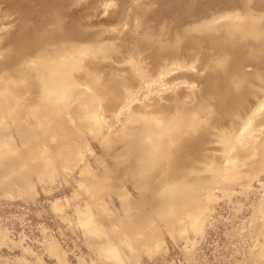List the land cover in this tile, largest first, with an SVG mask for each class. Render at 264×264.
<instances>
[{
	"label": "rangeland",
	"instance_id": "rangeland-1",
	"mask_svg": "<svg viewBox=\"0 0 264 264\" xmlns=\"http://www.w3.org/2000/svg\"><path fill=\"white\" fill-rule=\"evenodd\" d=\"M24 1L28 8L0 0V70L18 61L29 69L0 80V264H264V108L223 115L206 99L211 106L189 116L191 125L181 120L200 95L197 78L216 84L235 48L264 42V0ZM24 33L34 41L21 43ZM205 34L215 39L207 47L195 39ZM188 36L196 46L181 50ZM98 67L117 79L95 100L109 74ZM244 69L252 77L236 81L264 96V69ZM85 73L96 75L91 85ZM46 87L52 96L39 102L35 92ZM77 93L91 103L78 98L80 107ZM207 131L213 142L199 176L188 174L201 183L171 187L155 176L160 142L173 152L176 140Z\"/></svg>",
	"mask_w": 264,
	"mask_h": 264
},
{
	"label": "bare ground",
	"instance_id": "bare-ground-1",
	"mask_svg": "<svg viewBox=\"0 0 264 264\" xmlns=\"http://www.w3.org/2000/svg\"><path fill=\"white\" fill-rule=\"evenodd\" d=\"M13 2H15L16 4H18L19 6H21L22 8H28L29 6H30V4H28V3H26L24 0H12ZM47 1V0H46ZM39 2H42V0H40ZM205 7H207V6H202L201 7V9H200V12L201 11H203L204 12V14L205 15H207V10H206V8ZM216 7H218V5H215V8ZM221 8H218V9H215V10H217V11H219ZM242 10H243V8H241ZM173 11H171L170 13H172ZM199 11H196L195 13H198ZM242 12V11H241ZM169 13V17H170V15H172V14H170ZM60 15H63V13H61ZM74 14L72 13V14H70L69 16H73ZM173 16V15H172ZM215 19V18H214ZM213 19V20H214ZM26 19L23 17L22 18V21H25ZM27 21V20H26ZM26 21L23 23V24H26ZM196 21H198V20H196ZM196 21H194V22H196ZM220 26H221V24H219ZM216 26H217V24H216ZM219 26V27H220ZM218 27V28H219ZM242 27V26H241ZM63 28H64V33L66 34V35H68L69 33H70V31H68L67 30V28H66V26L64 25L63 26ZM217 28V27H216ZM177 30V29H176ZM175 31V30H174ZM71 34H73V33H71ZM70 34V35H71ZM177 36H179V37H184V35H181L180 33H179V31H177ZM216 36V35H215ZM206 36V34H205V36L203 37V38H199V36L197 37V38H195L196 40H197V42L198 41H205V46L207 47V46H209V44L208 43H210V40L211 41H214L215 39H211V38H209V37H207ZM233 38H235V37H233ZM93 40L95 39V38H92ZM187 39H188V42L186 41L185 43H184V45H182L181 46V50L182 49H184L185 48V44L186 43H188V46H190L192 49H194L195 48V41H191V39H190V37L188 36L187 37ZM217 39V38H216ZM218 40V39H217ZM19 41L21 42V43H25V44H27V43H31V42H33L34 40L32 39V34L31 33H29V34H22V35H20L19 36ZM260 41V40H259ZM223 42V41H222ZM221 42V43H222ZM221 43H216V44H221ZM226 42H224V44H225ZM254 43V42H253ZM256 43H257V41H256ZM259 43V44H258ZM256 45H252L249 41L248 42H243L240 46H239V48H230V47H228V46H225V47H227V48H230V53L232 54V52H233V56H235V58L234 57H232V58H234V59H232L230 62H227V63H229V64H227L228 65V67H227V69H226V66L223 64V63H221V62H219L220 64H223V66L225 67H223L224 68V70H225V73L223 72V75L221 74H219V73H221V71L219 72V73H217L216 75H218L219 74V76H218V78H220L221 76V78H220V81H218L219 79H216L217 81H216V84H214L212 81H211V79L213 78L212 77V75L211 76H208L207 75V77H203V79H201L202 78V76H201V78L199 77V79L197 78V80H200L201 81V83H200V81H199V84H203L202 86H201V92H200V95L198 96L197 95V97L195 98V101H193V102H190L189 104H185L184 106H183V109H182V117H181V120H182V122H183V120H184V124H185V126L187 127L188 125H186V124H190L191 125V123L193 122H190L189 120H190V117H192L191 115H193V114H195V112L197 111L198 113H199V110L201 111L202 109H207L206 108V105H207V100L206 99H208V103H210V102H212L211 100H215V102L216 103H214V101L212 102V103H210V104H212L213 106H214V109H218L219 108V110H221L222 111V114L224 115V114H232L231 112H236L237 113V115H238V110H240V113H239V117H240V115L242 116V115H246V114H250V113H253V112H255L256 113V111L257 112H259L260 110L259 109H261V107H263L264 108V96H262V97H257V96H255L254 95V93H253V91H254V89L256 88V86H257V84H256V86L254 87V88H252V87H250V89H249V91H247L248 89H247V87H244V85L242 84V83H245L246 82V79H244L245 81L244 82H242V83H240V82H238V81H236L237 79V77H241V76H246V75H248V76H250V77H252V74H250V73H247V71L245 72V69H244V67L245 66H248V65H252V66H257L258 68H260V70L262 69H264L263 67H264V42H263V40L262 41H260V42H258ZM216 44H215V47L216 48H220V47H217L216 46ZM228 44V43H227ZM226 44V45H227ZM234 45V44H233ZM229 46H230V43H229ZM231 46H232V44H231ZM214 47V48H215ZM222 47V46H221ZM233 47H235V45L233 46ZM214 48H213V50H214ZM233 51H232V50ZM217 50V49H216ZM228 49H226V51H227ZM122 51V50H121ZM124 51V50H123ZM122 51V52H123ZM192 51V50H191ZM229 51V50H228ZM232 51V52H231ZM124 52H126V51H124ZM214 52H215V50H214ZM217 52V51H216ZM239 52H243V57H244V54L245 55H247V56H249V59L251 60V61H249V60H246V62H245V60L244 59H242L240 56H238L239 55ZM235 53V54H234ZM196 54V53H195ZM218 54V52L216 53V54H214L213 56L215 57L216 55ZM238 54V55H237ZM192 55V54H191ZM219 55V54H218ZM237 55V56H236ZM193 56V55H192ZM207 56H208V54H207ZM251 56H256L255 58H253V57H251ZM179 57H180V55H179ZM202 57V56H201ZM206 57V55L205 54H203V57H202V61L204 60V59H206L205 58ZM208 59V58H207ZM245 59H248V58H246V56H245ZM200 60H201V58H200ZM118 61V60H117ZM117 61H115V62H117ZM205 61V63H206V60H204ZM204 61L202 62L203 64H205L204 63ZM247 61H249V63H247ZM214 65V64H213ZM212 65V66H213ZM202 67L204 66V65H201ZM206 66V65H205ZM210 66V65H209ZM212 66L210 67V68H212ZM263 66V67H262ZM108 67H110V66H107V68ZM114 67V66H113ZM113 67H111V69L113 68ZM215 65L213 66V68L215 69ZM218 67V66H217ZM106 68V67H105ZM105 68H103V67H98L97 68V71H98V73H99V70H104ZM201 68V67H200ZM208 68V67H207ZM222 67H219V69H221ZM247 68V67H246ZM13 69V73L15 72L16 74H19V73H24V75H26L27 73H28V68L25 66V63L24 62H20V61H18V62H16V63H13V64H9V65H7L6 67H4L3 68V70H0V80L2 79V80H6V81H8V78H4V76H3V74H4V72L6 71H9V73L11 72V70ZM110 69V68H109ZM109 69H105L104 70V72L103 73H105L104 74V77H105V75H106V72H108L109 71ZM115 69H117L116 67H115ZM115 69H113V71L115 70ZM202 69V68H201ZM204 69V68H203ZM219 69L217 70V71H219ZM244 69V70H243ZM102 70H101V73H102ZM222 70V69H221ZM112 71V72H113ZM126 71H128V70H126ZM126 71H124L125 73H126ZM211 71V70H210ZM110 72V71H109ZM108 72V73H109ZM118 72V71H117ZM123 72V71H122ZM216 72V71H215ZM255 72H257L256 74H258L260 71H259V69H258V71H255ZM254 72V73H255ZM262 72V75H263V71H261ZM8 73V72H7ZM12 73V74H13ZM102 73V74H103ZM211 73H213L212 71H211ZM252 73V72H251ZM116 74V73H115ZM127 75L129 74L128 72L126 73ZM125 74V76H124V79L126 78V75ZM256 74H255V76H256ZM10 76H11V74H9ZM8 74H7V77H9L10 78V76H9ZM214 75V74H213ZM261 75V74H260ZM79 77H81L83 80H84V82H86L87 83V80H88V83H89V85H91L90 84V82L91 83H93L94 82V79L96 78L95 76L96 75H93V74H91V73H85V74H82V75H78ZM206 76V75H205ZM247 76V77H248ZM254 75H253V77H255ZM258 76V75H257ZM113 78V79H117V77L115 76L114 77V72L113 73H109L107 76H106V79L105 80H103V84H102V80H101V82L99 83V82H97V83H99L101 86L98 88L96 85H95V88H94V90H95V95L94 96H92V97H96L95 98V100L98 98H105V95L104 94H102V87L106 84V82L109 80V78ZM216 77V76H215ZM246 77V78H247ZM249 77V78H250ZM263 76H261V78H262ZM129 78V77H128ZM243 78V77H242ZM245 78V77H244ZM257 78V77H256ZM130 79V78H129ZM221 79H222V81H221ZM264 79V78H263ZM2 80H1V82H2ZM74 80V82L75 83H79V78L78 77H76L75 79H73ZM86 80V81H85ZM96 80V79H95ZM126 80H127V78H126ZM214 80V79H213ZM240 80H241V78H240ZM250 80H254L253 78L252 79H250ZM256 80V79H255ZM258 80V79H257ZM98 81V80H97ZM215 81V80H214ZM243 81V80H242ZM259 81V80H258ZM260 81H262V80H260ZM4 83H5V81H3ZM73 82V83H74ZM213 84H212V83ZM251 82V81H250ZM253 83H255V81H252ZM257 82V81H256ZM3 83V84H4ZM97 83H95V84H97ZM247 83V82H246ZM248 83H249V80H248ZM262 83V82H261ZM1 84V83H0ZM252 85V84H251ZM258 85H259V83H258ZM99 86V85H98ZM247 86V85H246ZM0 87H2V86H0ZM249 87V86H248ZM251 88L253 89V91L251 92L250 90H251ZM111 89H114V87L112 86L111 87ZM247 89V90H246ZM2 91V90H1ZM50 91V88H48V87H46V88H44V89H41V90H38V92L36 91L35 92V94L36 93H38L37 95H38V98H41V99H38L39 100V102H40V100H44V99H49V96H52L51 95V93L49 92ZM36 95V96H37ZM36 96H34V97H36ZM78 96H80V94L79 93H77V94H75L74 95V97L76 98V101L75 102H78L79 100H78ZM86 96H88V95H86ZM83 98L82 99H84L83 100V103L84 104H86L88 101V103H91V98L90 99H88V98H84V96H82ZM51 98V97H50ZM93 98V99H94ZM32 99H33V96H32ZM35 99V98H34ZM37 99H35V101L37 100ZM81 101H82V99H81V97L79 98ZM110 99L111 98H107V100L110 102ZM78 100V101H77ZM30 101V100H29ZM74 102V105L76 106V103ZM86 102V103H85ZM93 102V101H92ZM30 102H28V104H29ZM32 103V102H31ZM30 103V104H31ZM78 103H81V104H79V106L80 107H82V102H78ZM77 103V104H78ZM205 103H206V105H205ZM29 104V107L31 106ZM36 104H38V103H36ZM72 104V103H71ZM83 104V105H84ZM35 107H36V105H35V103L33 104ZM32 105V107H30V108H32L31 110H29V111H32V112H34L33 111V106ZM28 106V105H27ZM207 106H211V105H207ZM39 108H41L40 107V105L38 106ZM37 107V109L39 110V108ZM80 107H78L77 106V109L78 108H80ZM26 108H28V107H26ZM29 108V109H30ZM73 108H76V107H74L73 106ZM159 109L162 111L163 110V108H160L159 107ZM28 110V109H27ZM34 110H36V109H34ZM40 110H42L43 112H46L47 111V109L46 108H41ZM96 110V109H95ZM203 111V110H202ZM264 111V110H263ZM32 112H30V113H32ZM214 112H216V111H214ZM217 114V113H216ZM234 114V113H233ZM196 115H198V114H196ZM212 115V114H211ZM222 115V116H223ZM235 115V114H234ZM190 116V117H189ZM213 116V115H212ZM216 116H218V115H216ZM215 116V117H216ZM228 117H232V118H234L233 117V115L232 116H230V115H227ZM85 117H87L86 115H85ZM219 117V116H218ZM237 117V116H236ZM235 117V118H236ZM238 117V118H239ZM262 118V117H261ZM211 119H212V117H211ZM260 120V119H259ZM197 121V120H196ZM258 123H259V121H257ZM212 123V122H211ZM56 124V123H55ZM214 124L215 123H213V124H211V125H213L214 126ZM189 125V126H190ZM205 125V124H204ZM210 124H208V126H209ZM258 125V124H257ZM57 126V125H56ZM58 126H61V125H58ZM64 126V125H63ZM182 126V125H181ZM212 126V127H213ZM260 126V127H259ZM264 126V122L262 121V122H260V124L258 125V127H259V129L260 128H262ZM55 127V126H54ZM186 127H185V129H186ZM198 127V126H197ZM201 127H202V125H201ZM216 127V126H215ZM55 129V128H54ZM56 129H57V127H56ZM184 129V128H183ZM184 129V130H185ZM218 129V128H217ZM216 130V129H215ZM154 131H156V129L154 130ZM186 131H188V130H186ZM185 131V132H186ZM194 131V130H193ZM264 131V130H263ZM190 132V131H189ZM189 132H187V133H189ZM204 132V131H203ZM190 133H192V130H191V132ZM186 134V133H185ZM182 135V134H181ZM180 135V136H181ZM183 135H184V133H183ZM197 135V134H196ZM196 135H192L191 134V137H187V138H183V139H179V140H176L175 141V143H173L175 146H176V151H177V153H178V155L176 156L177 157V159H172L173 157H172V155H174V154H172L171 155V153H173L174 152V147L175 146H173L172 147V150H173V152H169V150H170V147H171V144H172V142L171 143H169V142H165L164 140V142H160L159 143V145H158V148H157V151L159 150V152H160V154H159V157H161V161H160V163H159V166H155L156 168V170H153L152 172H158V173H155L156 175L155 176H157V174H159L160 176L163 174V179H169L170 180V182H169V184H171L172 186L171 187H179V186H182L184 183H186V182H192V184H194V183H201L200 181H202V180H200V178H199V180L196 178V176L195 175H198L197 173H199V171H198V169L200 170V167H198V164H200L202 161H203V154H204V152H205V150L206 149H208L210 146H211V143L213 142V140H212V136H211V134L210 133H208V131H207V133L206 134H204V136H200V135H202V133H200V134H198L199 136H196ZM186 136V135H185ZM259 136V135H258ZM257 136V137H258ZM264 137V136H263ZM175 138V137H174ZM174 138H173V140H174ZM204 138V140H205V142H203L202 143V139ZM172 139V138H171ZM155 140L156 139H154V141H151V142H153V143H155ZM173 140H170V141H173ZM262 140H264V139H262ZM159 141H162V140H159ZM208 142V143H207ZM261 142V141H260ZM152 143V144H153ZM261 143H264L263 141L261 142ZM151 144V145H152ZM156 144H158V140H157V143ZM156 144H153L152 146L154 147ZM258 144V146H260V143H257ZM152 147V148H153ZM261 147L263 148V145H261ZM148 148V149H147ZM147 148L145 147V149H146V151H148L149 150V148H151V147H148L147 146ZM155 148V149H156ZM257 148V147H256ZM154 149V148H153ZM154 149V150H155ZM153 150V151H154ZM259 150V149H258ZM260 150H262V149H260ZM264 150V149H263ZM175 151V152H176ZM151 152H152V149H151ZM156 152V151H155ZM256 152V151H255ZM259 152V151H258ZM257 152V153H258ZM262 152V151H261ZM264 152V151H263ZM148 154H146V155H148V156H151L150 155V151L149 152H147ZM132 154V153H131ZM133 156H134V154H132ZM145 155V156H146ZM176 155V154H175ZM262 154H260L259 156H261ZM148 156H146V157H148ZM152 156H154V152H153V155ZM254 157H255V155H253ZM145 157V158H146ZM251 157V156H250ZM258 157V156H257ZM261 157H263V159H264V154H263V156H261ZM261 157L259 158V159H261ZM177 160L175 163H173V161L172 160ZM259 159L257 160V161H259ZM263 159H261V160H263ZM139 160V159H138ZM138 160H136V161H138ZM143 160V161H142ZM142 160H139V161H142V162H144V160L145 159H142ZM148 160V158H146V164L149 162V160ZM256 161V160H255ZM142 162L140 163V164H142ZM261 162V161H260ZM129 163V162H128ZM137 163H139V162H137ZM259 163V162H258ZM130 165H128V167L129 168H137V166H139L138 164H136V162L134 161V162H132V160H131V162L129 163ZM174 164H176V166H173ZM179 164V165H178ZM162 165H165L164 167L162 166ZM252 165V164H251ZM253 165H255V164H253ZM176 168V169H175ZM138 169V168H137ZM175 169V170H174ZM174 171V172H173ZM192 172H196V174L194 175L195 176V178L193 177V178H189L188 176H191V175H188L189 173L190 174H192ZM201 172V171H200ZM161 173V174H160ZM178 174V176L177 175H174V174ZM152 174H154V173H152ZM174 175V177H172ZM159 176V177H160ZM199 176V175H198ZM197 176V177H198ZM177 177V178H176ZM192 177V176H191ZM14 178V177H13ZM158 178V177H157ZM171 178H172V180H174V181H172L171 180ZM162 179V177H161V181L163 180ZM12 180V179H11ZM146 181H149V176H148V174H146ZM194 182V183H193ZM153 189H155V186L153 187V186H151V190H153ZM143 197V196H142ZM145 197V196H144ZM149 197V199H150V195L149 196H147V198ZM146 199V198H145ZM144 198L142 199V200H144V201H146ZM139 200V199H138ZM143 201V202H144ZM151 201V200H150ZM139 202H141V201H139ZM150 204V203H149ZM155 204H157V203H155ZM195 205V204H194ZM156 207H157V205H156ZM196 207H198V205H196ZM195 207V208H196ZM153 208H154V206H153ZM194 207H192V210L193 209H195ZM197 209V208H196ZM195 209V210H196ZM186 210V209H185ZM190 210H191V208H190ZM189 210V211H190ZM192 212H194V211H192ZM191 212V213H192ZM190 213V212H189ZM189 213H187L188 214V216H190V214ZM193 214V213H192ZM191 214V215H192ZM194 220V219H193ZM195 222V221H194ZM197 223H198V221H197Z\"/></svg>",
	"mask_w": 264,
	"mask_h": 264
}]
</instances>
